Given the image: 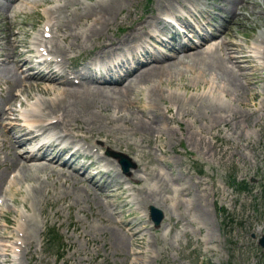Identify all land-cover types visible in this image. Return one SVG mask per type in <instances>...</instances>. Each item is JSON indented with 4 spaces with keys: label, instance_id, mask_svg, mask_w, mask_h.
<instances>
[{
    "label": "bare ground",
    "instance_id": "bare-ground-1",
    "mask_svg": "<svg viewBox=\"0 0 264 264\" xmlns=\"http://www.w3.org/2000/svg\"><path fill=\"white\" fill-rule=\"evenodd\" d=\"M58 1V4L53 5L54 8L45 9L43 14L45 26L50 27V40H44L45 30L42 34L38 31L30 43L18 39L13 33L4 36L0 33V45L5 46V49H0V63L9 64V66L0 65V75L8 77L7 81L10 80L20 86L19 94L0 100V131L2 132L0 147L4 150V156L0 157V166H3V170L0 171V193L13 197L16 193L23 192L26 194L23 200L24 208L28 203L30 207H34L35 198L46 195L48 186L53 188V185H56L54 182H57L59 178L69 181L65 178L67 175L75 179L68 187L75 189V192H72L74 195L82 196L78 201L89 195L93 202L98 203L103 199L112 208L107 199L116 196L123 182H116L119 174L115 163L101 155L100 149L112 150L126 146L134 153L133 161H137L140 166L138 171L141 173L140 176L137 174L125 176L126 184H130L125 189L128 192L127 198H131L133 205H136L138 209L151 205L161 209L164 221L166 219L170 222L172 213L179 210L185 202L187 210L192 211L187 221L191 223L197 220L199 224L206 223L207 218L202 217V214H208V203H205L208 195L205 186L208 183L192 181L190 178V183L200 186L201 189H198L192 201H184L182 198L189 194L190 185L185 188L181 187L182 185L178 187L175 184L178 176L165 174L160 165L162 160L154 158L151 150L144 153L139 145L135 146V150L130 148L132 145L126 143L127 136H139L140 139L145 140L147 146L151 144L152 148L161 151L164 148V139L167 138L171 147L176 139H180L176 129L171 126L176 124L181 136L185 135L188 141L197 143L201 155L209 153L208 158H210L212 145H214L212 139L216 138L222 128L230 129V121V125L237 123L238 121L235 120L239 116L237 114H240L239 118L243 119L254 115H264V96L263 106L260 109H248L249 104H243L242 100L243 96L253 101L260 94L264 95V87H260L257 92H251L249 87V85H255L253 83L255 80L260 79L261 71L264 73V35L256 39L260 42L259 44L254 41L248 49L243 43L231 37L215 42L209 39L193 47H182L177 44L176 47H172L173 54L170 56L153 54L154 56L151 57V49L147 48L142 38L147 36L148 39L145 40L149 42L154 39L153 35L162 34L167 25L161 15H172L175 18L179 17V20L182 18L181 22L185 28H188L190 24L186 15L209 22L210 12L202 7L205 3L201 8H197L195 6L200 5L199 0H159L155 13L138 21L136 26H127L128 33L123 34L121 38L118 36L107 42L102 38V34L108 30L109 26L124 24V21H127V18H121L120 21L119 15L126 5L131 3V0H95L88 5L80 3L79 0ZM41 2L42 0H12L9 6L0 7L4 14L3 23L8 25L21 14H36ZM221 2L229 5L228 11H234L235 2L241 7L246 4V0H221ZM191 6L194 7L193 10ZM255 6L253 1L251 13ZM220 9L226 12V9L222 7ZM236 14L235 12L233 18ZM156 25L160 27L157 28ZM214 30L218 32L217 29ZM225 32L223 30L221 34ZM100 36L101 39H99ZM200 36L204 37L203 34ZM208 37L207 34L204 39ZM96 40H100L97 47L90 51L95 62L98 60L103 67L108 68L105 75L117 77L120 73H124L125 76L111 84L94 81L74 84L63 68L69 50L73 48L85 50ZM161 44L165 45L166 42L162 41ZM41 46H45L44 50L51 56L49 60L44 59L42 64L48 69L52 70V67H55L58 70L57 75H52L47 80L30 73L24 75V72L19 71L21 64L31 61L30 53H40L36 48ZM138 47L143 48L142 58L150 57L142 65L135 60L134 51ZM186 60H194V63L186 64L183 72L179 66H184L183 63ZM111 61H114L119 69H109ZM122 61H126V64H120ZM29 65L33 67L32 64ZM131 66H133L132 69H130ZM84 69L87 71L89 66L85 65ZM175 73L178 75L176 76ZM185 74L189 84L182 83V76ZM189 75L192 76L189 78ZM32 81L53 85L49 88L46 85L37 88V85L29 84ZM177 84L185 90L193 87L195 93L187 97L181 96L179 91L174 89ZM30 86L37 88L35 93L23 92L24 87ZM9 90H12L11 87ZM49 91L52 92V97L43 99L41 94L44 95ZM142 93L145 94L146 102L139 106ZM166 101L170 105L165 110L172 113L171 116L162 112L158 104L160 102L164 105ZM17 102L18 105L15 106L14 103ZM236 104H239V109L242 111H238ZM251 105L256 106L254 103ZM173 107L176 109L175 112ZM131 124L134 126L128 127ZM41 135L46 136L39 140ZM100 137H105L102 139L101 146L93 142L100 140ZM79 141H83L84 144L73 148L74 143ZM36 153L67 156L74 161L91 155L95 156V161H89L83 165L94 175L103 174L100 177L101 180L107 177L105 187H97L91 177L80 176L77 171L67 170L65 165L57 168L55 157L48 163L33 160L32 157ZM147 154L156 162V167L160 166V172L155 168L148 170V163L145 161ZM103 166L104 169H102ZM7 170L10 171L6 174ZM152 178L154 183H151ZM18 181L27 184L24 190L14 188ZM76 182L82 185L75 186ZM6 183L7 187H4ZM60 183L66 187L65 182ZM139 184L141 185L135 186ZM63 191L65 193V189ZM183 192L185 195L181 197ZM128 204L125 201L116 208V211L107 212L109 218L107 221L113 220L116 224L115 214L122 212ZM14 211L19 213V209ZM128 215L131 222L127 225L125 223H119V227L106 225L111 250L118 252L125 248L127 233L121 227H128L131 230V238L144 239L145 227L140 225L132 212L129 211ZM32 229L36 230V227L29 224L27 219L19 222L15 231L17 234L22 233V236L16 243L17 248L23 244L24 247L21 249L30 245ZM168 234L169 232H164L163 238H166ZM0 237L13 238L6 235L5 230L0 231ZM155 242L154 237L151 238V243ZM141 244L146 245V255L154 249L150 246L148 239ZM136 246L132 249V253L134 256H140L143 252L138 249V245ZM27 252L28 249L23 250L22 253L18 250L23 258H26Z\"/></svg>",
    "mask_w": 264,
    "mask_h": 264
},
{
    "label": "rangeland",
    "instance_id": "rangeland-1",
    "mask_svg": "<svg viewBox=\"0 0 264 264\" xmlns=\"http://www.w3.org/2000/svg\"><path fill=\"white\" fill-rule=\"evenodd\" d=\"M79 1L80 3L83 2L84 5H88L95 0ZM158 1L131 0V3L127 4L119 15L120 21L121 18H127V21H124V24L109 26L108 30L102 34V38L107 42L118 36L121 38L123 34L128 33L127 26H136L138 21L144 20L148 15L155 13ZM58 2V0H42L36 14H21L8 25L3 23L4 14L0 13V33L3 36L13 33L17 35L18 39L31 42V38L39 30L42 32L43 28L49 29V27H45L44 11L52 8ZM1 4L8 3L3 2ZM213 4L212 0L206 1V5L210 10ZM249 8L250 6H246L241 9V14L230 25L228 37L235 35L238 41L244 42V40H249L250 37L259 33V31H255L257 27L246 21ZM224 15L225 22L221 23L223 27H227L230 15L228 13ZM213 18L217 20L216 17ZM215 23L217 24V22ZM9 27L10 30L8 31ZM47 39L50 40L51 38ZM99 39H101V36ZM99 41L96 40L93 45L85 50L70 49L67 61L64 64L65 69L68 71L74 70L75 65L92 54L91 51L97 47ZM0 49H5V46L0 45ZM165 52L172 53L168 50H165ZM193 63L194 60H186L183 63L185 65H180L179 69L184 72L186 64L191 65ZM175 75L178 74L175 73ZM184 76H182V83L189 84V79L186 78L187 74ZM191 76L189 75V78ZM0 79L1 99L5 98L6 95L13 96V94L19 92L20 86L17 83L7 82L8 77H0ZM73 81H78V79H73ZM29 84L37 85V88H42L45 85L49 88L53 85L39 81H32ZM8 86L13 90L8 94H4ZM260 87H264V78H261L260 82L250 88L257 92ZM37 88L24 87L23 92L28 91L32 94L35 93ZM174 89L184 97L195 93L193 87L185 90L178 84ZM41 97L50 99L52 92L41 94ZM262 97L263 95H260L255 100L249 101L243 96V104H249L247 105L248 109H256V106L251 104L262 106ZM145 102L146 97L142 93L138 105H144ZM158 104L162 112L167 116H171L172 113L165 110L170 105L168 101L164 105H161L160 102ZM236 105L238 111H242V109H239V104ZM240 108L242 107L240 106ZM175 111L176 109L173 107V112ZM237 115L240 116V114ZM239 116L234 117L238 121L237 123H231L230 125L231 121L229 122L230 129L222 128L217 133L216 138L212 139L214 145H212L210 158H208L209 153L204 156L201 155L197 143L188 141L185 135L181 136L176 124L171 126L176 129L180 139L175 140L173 147L170 146L167 138L164 139L165 144L161 151L152 148L151 144L147 146L145 140L143 141L139 136H127L126 143L132 145L130 148L135 150V146L139 145L144 153L151 150L154 158L161 159L162 163L160 165L163 167L165 174L178 176L175 183L178 187L182 185L181 187L185 188V186L190 185L189 194L184 196L185 192H183L181 196H184L182 198L184 201H192L195 193L198 189H201L200 186L192 185L190 178L192 181L208 183L205 186L208 190L207 202H205L208 203V214H202V217L207 218L206 223L199 224L197 220L189 223L187 220L192 211L187 210V205L184 202L185 205L182 204L179 210L172 213V220L169 222L163 219L158 228L152 227V223H148L143 219L144 239L140 237L137 240L126 239L125 248L116 252L111 250L109 233L106 232V225L116 226L113 220L107 221L109 219L107 214L109 209L105 206L106 200L101 199L100 203L93 202L87 195L84 199L78 201L82 196L74 195L72 192H75V189L71 186L68 187L75 179L66 175L65 178H68L69 181L59 178L57 182H54L56 185L49 182L54 187L48 186L49 192L47 191L46 195H39L38 198H35L34 207H30V203L27 202V207L24 208L23 200L26 194L23 192L16 193L13 197L11 195H1L0 193V231L5 230L6 235L13 237L12 239L0 237V264H264V248L258 243L261 236L264 235V115L249 116L246 119L239 118ZM133 126L134 124H131L128 127ZM0 135H2L1 131ZM102 139H105V137H100V140L95 141V144L103 143ZM141 141L142 143H140ZM118 148L122 152L125 151L124 153L127 154L126 157L129 161L136 165L134 168H130V174L135 171L137 166L138 169L140 168L137 161L136 163L133 162L135 155L129 148L126 146ZM0 152V157L1 155L4 156V150L1 147ZM145 161L148 163V170L155 168L156 171H161L160 166L156 167V162L152 160L150 155L147 154ZM1 170H3V166H0ZM9 171L7 170L6 174ZM138 174L141 173L138 171ZM119 180L122 179L118 178L116 182L118 183ZM60 182H65L66 187L62 186ZM151 183H154L153 178ZM102 184L105 185L106 183ZM26 185L25 182L18 181L15 183L14 188L24 190ZM81 185L80 182L75 184V186ZM126 186V184L120 185L123 190ZM63 189H65V193H63ZM118 193H120L121 199L124 200V194L121 191ZM107 201L110 204L117 205V207L123 204L119 201L117 195L107 199ZM127 201H130V198ZM14 209H19V213ZM129 211L134 216H138L142 222L140 217L142 212L137 211L131 203L130 206L123 208L116 218L123 220L127 225L131 222L128 215ZM24 219H27L29 224L34 225L36 230L32 229L31 231L30 245L21 249L24 244L17 248L16 243L21 238L22 233L17 234L15 229L18 227L19 222H23ZM48 231L55 232L50 243L45 239ZM164 232H169L166 238H163ZM153 237L156 240L155 243H151ZM147 239L150 240V246L154 248L148 253L149 255L145 254L146 245L141 244L146 242ZM136 245L143 252L140 256L132 255V249L137 247ZM25 249H28V252L26 258H23L20 253ZM18 250L20 253H18Z\"/></svg>",
    "mask_w": 264,
    "mask_h": 264
},
{
    "label": "water",
    "instance_id": "water-1",
    "mask_svg": "<svg viewBox=\"0 0 264 264\" xmlns=\"http://www.w3.org/2000/svg\"><path fill=\"white\" fill-rule=\"evenodd\" d=\"M150 218L154 221V223L156 225H158V223L160 222V219H161V215H159V213H156V211L154 209H151ZM259 244H260V246L264 247V236H262V238L259 240Z\"/></svg>",
    "mask_w": 264,
    "mask_h": 264
},
{
    "label": "trees",
    "instance_id": "trees-1",
    "mask_svg": "<svg viewBox=\"0 0 264 264\" xmlns=\"http://www.w3.org/2000/svg\"><path fill=\"white\" fill-rule=\"evenodd\" d=\"M54 233H55L54 231L53 232L49 231V235H51V237L55 235Z\"/></svg>",
    "mask_w": 264,
    "mask_h": 264
}]
</instances>
